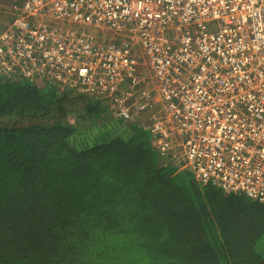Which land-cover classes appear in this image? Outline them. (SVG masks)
<instances>
[{
  "label": "built area",
  "instance_id": "2783aa9c",
  "mask_svg": "<svg viewBox=\"0 0 264 264\" xmlns=\"http://www.w3.org/2000/svg\"><path fill=\"white\" fill-rule=\"evenodd\" d=\"M17 1L0 82L97 97L200 185L264 202V0Z\"/></svg>",
  "mask_w": 264,
  "mask_h": 264
},
{
  "label": "trees",
  "instance_id": "16d2710c",
  "mask_svg": "<svg viewBox=\"0 0 264 264\" xmlns=\"http://www.w3.org/2000/svg\"><path fill=\"white\" fill-rule=\"evenodd\" d=\"M0 264H264V202L200 185L97 97L12 78L0 82Z\"/></svg>",
  "mask_w": 264,
  "mask_h": 264
},
{
  "label": "rangeland",
  "instance_id": "374dc122",
  "mask_svg": "<svg viewBox=\"0 0 264 264\" xmlns=\"http://www.w3.org/2000/svg\"><path fill=\"white\" fill-rule=\"evenodd\" d=\"M18 4H19V2L17 0H0V30H2L3 28H6L7 26H9L11 24V22L13 21V19L16 16L17 11L15 10V8L17 7ZM44 22H47V21L45 20ZM133 47H134L135 53H137L139 55V59H140V62H141V65L139 66L140 73L142 75H145L146 77H148V75L151 76L152 72H151V70L149 68L147 57L145 55H141V50L138 47V45H134ZM127 82L128 81H126L123 84L122 88H124V89L127 88ZM102 105L104 106V103ZM104 107L107 110L110 109L109 105H105ZM79 115H80V113L77 114V115L76 114L70 115L69 117L66 118V120H68L69 122L77 125L78 121H77L76 118ZM108 115H109V113H108ZM13 120H15V119H13ZM6 122L7 123H12L14 121H12V119L11 120L8 119V121H6Z\"/></svg>",
  "mask_w": 264,
  "mask_h": 264
},
{
  "label": "crops",
  "instance_id": "0c3cea01",
  "mask_svg": "<svg viewBox=\"0 0 264 264\" xmlns=\"http://www.w3.org/2000/svg\"><path fill=\"white\" fill-rule=\"evenodd\" d=\"M3 29H5V28H3ZM3 29H2V30H3ZM2 30H0V32H1Z\"/></svg>",
  "mask_w": 264,
  "mask_h": 264
}]
</instances>
